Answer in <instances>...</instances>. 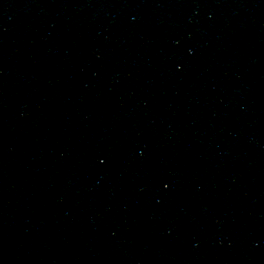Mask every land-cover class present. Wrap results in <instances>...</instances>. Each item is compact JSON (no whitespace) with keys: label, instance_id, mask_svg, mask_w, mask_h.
<instances>
[{"label":"water","instance_id":"95a60500","mask_svg":"<svg viewBox=\"0 0 264 264\" xmlns=\"http://www.w3.org/2000/svg\"><path fill=\"white\" fill-rule=\"evenodd\" d=\"M0 264H264V0H0Z\"/></svg>","mask_w":264,"mask_h":264}]
</instances>
